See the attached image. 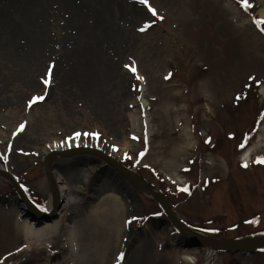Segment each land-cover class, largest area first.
Segmentation results:
<instances>
[{
    "label": "rangeland",
    "instance_id": "rangeland-1",
    "mask_svg": "<svg viewBox=\"0 0 264 264\" xmlns=\"http://www.w3.org/2000/svg\"><path fill=\"white\" fill-rule=\"evenodd\" d=\"M247 3L246 8L244 0H122L129 10L148 14L145 23L125 20L117 44L116 61L136 65L124 84L123 106L135 115L134 122L118 110L116 73L95 80L91 90L59 78L52 86L43 81L49 60L41 61L36 75L41 87L32 92L33 70L0 53V161L35 207L46 210L52 193L47 157L40 149L78 133L79 142L94 149L100 144L101 151L157 188L193 231L221 240L264 233V97L259 93L264 19L259 0ZM27 105L39 111L29 122L21 117ZM43 110L54 115L46 119ZM12 112L18 114L15 119ZM184 127L193 135L191 147ZM120 135L130 144L122 158L115 147ZM251 147L250 162H241ZM49 164L64 178L74 202L58 211L57 232L36 241L16 226L17 217L29 216L34 225L44 221L30 216L16 187L0 176V264H182L185 257H193L189 264H264V253L210 256L211 250L193 247L154 196L137 190L99 154L87 149L53 157ZM90 167L95 168L85 182L81 175ZM109 188L126 205L119 239L107 231L116 224V210L104 193ZM101 204L104 211L90 209ZM71 226L82 232L76 251H70L67 240ZM113 240L117 252L108 263L106 250Z\"/></svg>",
    "mask_w": 264,
    "mask_h": 264
},
{
    "label": "bare ground",
    "instance_id": "bare-ground-1",
    "mask_svg": "<svg viewBox=\"0 0 264 264\" xmlns=\"http://www.w3.org/2000/svg\"><path fill=\"white\" fill-rule=\"evenodd\" d=\"M121 2L122 0H0V53L6 59H9L10 63L17 62L33 70L34 79L29 82L32 92L40 90L41 87L36 81L39 69L37 64L41 61L49 60L44 71L45 78L43 81L49 85L52 82V86L55 80L59 78L67 85L72 82L74 85L91 90L95 86V80L105 76L107 78L116 73V90H118L117 94L120 95L118 96L120 98L117 107L120 115L125 116L128 121L132 122L135 120V115L124 109V99L127 95L124 84L127 79L130 80L132 77L129 74V72L131 73L130 67L135 68L136 65L121 59L122 63L120 64L116 61L121 49L117 44H119V40L124 34V26L122 24L125 20L126 23L128 21L134 24L136 22L138 24L145 23L148 14L143 9L132 8L133 6H130L133 11L129 10ZM259 2L261 6L258 14L261 19H264V0H259ZM32 63L35 65H32ZM124 68L126 71L123 70ZM136 70L138 75L142 77L139 66ZM166 70L164 71L166 72ZM106 78L105 80H107ZM52 86L50 87L51 90ZM144 87L143 97H145L147 91L146 85ZM259 93L264 97V86L260 88ZM128 101L129 103L134 102L132 98H129ZM145 106H148V100L145 101ZM34 107L30 110L28 105L25 106V113L21 117L29 122L32 116L39 112L37 107ZM145 110L147 109L145 108ZM45 112L43 110L40 113L42 115L45 114L46 119H50L54 115L52 111ZM10 114L11 118L15 119L17 113L12 112ZM147 122L149 124L151 122L150 115H147ZM188 131L189 128L184 127L182 132L186 136V146L191 147L195 144V141L193 135L188 133ZM77 134L67 141L46 144L40 149L41 154L51 159L56 156H67L73 154L72 152L77 153L81 150L88 149L90 151L94 144L90 145L85 141L79 142ZM103 134L106 133L103 132ZM149 134L152 135V129L149 130ZM117 139L120 145L116 144L115 146L116 154L117 157L122 158L126 155L130 144L123 135H120ZM97 148L100 149L101 145L97 144ZM254 149V147L247 149L242 154L241 162L248 164ZM94 168L85 169L81 175V180L88 181ZM4 171L9 170L3 161H0V176L12 183V180L7 174H4ZM129 173L143 188L157 191V188L147 183L137 172L129 171ZM50 174L54 179L56 191L52 188L51 200L46 210L37 209L38 214L41 215L53 214L60 201L65 203L66 207L74 202L73 197L66 193L64 178L61 177L60 172L55 167L50 166ZM166 175L170 178L176 177L173 174ZM104 193L116 210L114 215L116 224L114 227L110 226L107 231H111L110 238L119 239L124 231L126 205L112 189H106ZM56 194L57 200H59L58 203ZM24 205L26 204L24 203ZM61 206L63 205L61 204ZM90 209L93 210V213H98L99 211H104L105 206L103 204L97 207L90 206ZM54 219L43 220L44 222L41 225H34L29 220V216H18L16 226L21 228L28 238L32 237L36 241H43L57 232L61 220L57 221ZM69 229L67 240L70 251H76L79 247V237L82 232L80 228L75 226H71ZM242 240L250 243L259 242L264 240V233L242 238ZM111 244L113 247L109 248ZM114 245V240L113 242L109 241L105 255L108 263L113 262V258L116 256L117 251ZM213 252L214 250H211L209 255L212 256ZM193 261V257H185L184 260H180L182 264L193 263Z\"/></svg>",
    "mask_w": 264,
    "mask_h": 264
},
{
    "label": "water",
    "instance_id": "water-1",
    "mask_svg": "<svg viewBox=\"0 0 264 264\" xmlns=\"http://www.w3.org/2000/svg\"><path fill=\"white\" fill-rule=\"evenodd\" d=\"M85 150H81L78 152H83ZM77 152V153H78ZM89 152H93L95 154H99L102 157L106 158L107 160L110 161V163L113 164V166L119 170V172L127 179L129 182L140 192L147 193L149 195L154 196L155 199H157L160 204L164 207L166 213L168 214L171 222L177 229V231L185 236L189 237L193 240V247L197 248H204L207 247L209 250H214V253L217 252H224V253H239L241 255H251V254H259V253H264V240L255 242V243H250L246 242L241 239H233V240H221V239H216L212 238L206 235H203L199 232L193 231L190 229L177 215L175 212L173 205L170 203V201L162 194L158 193L157 191H151L146 188H143L140 186L135 179L130 175L129 170L125 167H123L114 157L107 155L100 149H90ZM75 153V152H72ZM50 158L47 157L45 161L46 165V172L49 176L50 183H51V189L53 188L54 191L55 189V184H54V179L50 174V164H49ZM4 174H7L9 178L12 180V184L16 187L18 194L20 196V200L24 202L27 208V212L34 217L37 221L41 222L42 220H52L53 218H57V213L61 209V204H63L61 201L60 203L59 200H57V194H56V201L58 205L55 208V212L51 215H41L38 214L37 209L33 205V203L30 201L28 196L25 194V191L23 190L22 186L20 185L19 181L9 172V171H4Z\"/></svg>",
    "mask_w": 264,
    "mask_h": 264
},
{
    "label": "snow or ice",
    "instance_id": "snow-or-ice-1",
    "mask_svg": "<svg viewBox=\"0 0 264 264\" xmlns=\"http://www.w3.org/2000/svg\"><path fill=\"white\" fill-rule=\"evenodd\" d=\"M141 2L143 3V2H145V0H141ZM244 4H245V7H246V8L249 6L248 3H247V0H244ZM153 14H154V15L156 14L154 10H153ZM262 31H264V29H262ZM126 67H128V66H126ZM130 70L133 71V72H135V68H134V67L130 68ZM137 78L139 79L140 77L137 76ZM46 83H47V82H46ZM40 99H41V98H39V97L35 98V99L33 100V103L38 102ZM77 136H79V134H77ZM260 162H264V160H262V161H260ZM246 166H247V165H245V167H246ZM120 259H123V257L121 256Z\"/></svg>",
    "mask_w": 264,
    "mask_h": 264
}]
</instances>
